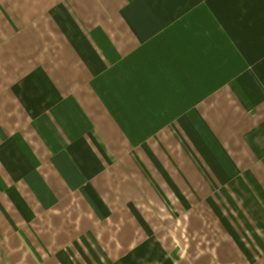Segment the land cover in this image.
Here are the masks:
<instances>
[{
  "label": "crops",
  "instance_id": "1",
  "mask_svg": "<svg viewBox=\"0 0 264 264\" xmlns=\"http://www.w3.org/2000/svg\"><path fill=\"white\" fill-rule=\"evenodd\" d=\"M264 264V0H0V264Z\"/></svg>",
  "mask_w": 264,
  "mask_h": 264
},
{
  "label": "rangeland",
  "instance_id": "2",
  "mask_svg": "<svg viewBox=\"0 0 264 264\" xmlns=\"http://www.w3.org/2000/svg\"><path fill=\"white\" fill-rule=\"evenodd\" d=\"M231 264H240L239 260L235 257V256H232V262Z\"/></svg>",
  "mask_w": 264,
  "mask_h": 264
}]
</instances>
